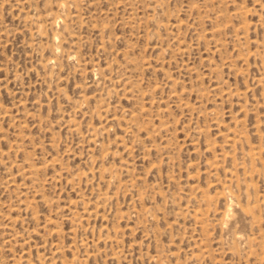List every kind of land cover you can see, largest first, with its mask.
I'll use <instances>...</instances> for the list:
<instances>
[{"label":"rangeland","instance_id":"obj_1","mask_svg":"<svg viewBox=\"0 0 264 264\" xmlns=\"http://www.w3.org/2000/svg\"><path fill=\"white\" fill-rule=\"evenodd\" d=\"M0 264H264V0H0Z\"/></svg>","mask_w":264,"mask_h":264}]
</instances>
